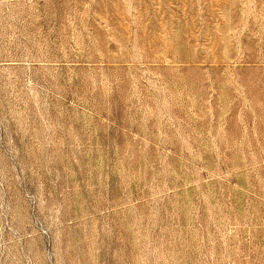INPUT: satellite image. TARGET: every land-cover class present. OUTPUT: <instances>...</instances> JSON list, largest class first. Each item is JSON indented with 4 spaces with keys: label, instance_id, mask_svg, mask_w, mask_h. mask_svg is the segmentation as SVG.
I'll use <instances>...</instances> for the list:
<instances>
[{
    "label": "rangeland",
    "instance_id": "rangeland-1",
    "mask_svg": "<svg viewBox=\"0 0 264 264\" xmlns=\"http://www.w3.org/2000/svg\"><path fill=\"white\" fill-rule=\"evenodd\" d=\"M0 264H264V0H0Z\"/></svg>",
    "mask_w": 264,
    "mask_h": 264
}]
</instances>
